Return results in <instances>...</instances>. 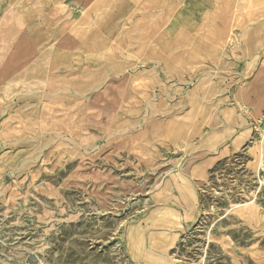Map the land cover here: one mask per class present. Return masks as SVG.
<instances>
[{"label":"rangeland","instance_id":"374dc122","mask_svg":"<svg viewBox=\"0 0 264 264\" xmlns=\"http://www.w3.org/2000/svg\"><path fill=\"white\" fill-rule=\"evenodd\" d=\"M262 98L264 0H0V264H264Z\"/></svg>","mask_w":264,"mask_h":264},{"label":"crops","instance_id":"0c3cea01","mask_svg":"<svg viewBox=\"0 0 264 264\" xmlns=\"http://www.w3.org/2000/svg\"><path fill=\"white\" fill-rule=\"evenodd\" d=\"M140 33L141 34L138 35V43L140 45L141 50L143 51V47H144L145 43L148 42V41H145L144 38H148L149 39L151 36L144 35L141 31H140ZM124 38L129 41V44L133 43V42H131V37L130 36L127 35ZM119 45H121V41H118V46ZM157 51H159V50L156 49V46H154V49H152L151 51H149V52H147L145 54L146 58H153V53H155ZM30 56H32V55H26V56L23 57V59H29ZM48 57L50 58V60L53 63L54 62L58 63V62H61V61H66L67 58H68V55L66 54V51L64 50V48H62V46L56 44L54 46H49L47 48V50L44 52V54L42 55V59L43 60L47 59ZM162 59H163V56H162Z\"/></svg>","mask_w":264,"mask_h":264},{"label":"bare ground","instance_id":"6f19581e","mask_svg":"<svg viewBox=\"0 0 264 264\" xmlns=\"http://www.w3.org/2000/svg\"><path fill=\"white\" fill-rule=\"evenodd\" d=\"M252 3H253V2H252ZM218 8H219V7H218ZM219 32H220V30L218 31V36H219L220 34H222V33H219ZM221 32H222V29H221ZM234 34H235V35H234ZM230 36H232V38H233L234 36L239 37V35H238L237 32H235V33H234V32H233V33L230 32L227 38H223V37L220 38V36L218 37V38H220V39L218 40L219 42L217 43V45H218V47H219L221 50L224 49V48L229 44V40L231 39V38H229ZM222 38H223V39H222ZM234 40H235V39H234ZM231 43H232V42H231ZM231 43H230V44H231ZM232 44H233V43H232ZM218 54H219V53H218ZM262 78H263V77H262ZM262 78H261V79H262ZM254 79H255V78H254ZM259 79H260V78H259ZM262 82H263V80H262ZM262 82H261V83H262ZM259 86H260V85H259ZM240 92H241V91H240ZM241 93H242V92H241ZM241 93H240V94H241ZM241 97H242V96H241ZM241 97H240V98H241ZM263 99H264V98H262V100H260V101H261V104H260L259 109H260V108L262 107V105H263ZM240 100H241V99H240ZM238 101H239V100H238ZM236 103H237V102H236ZM237 106H238V105H237ZM242 106H243V105H242ZM239 107H240V106H239ZM241 108H242V107H241ZM260 110H261V109H260ZM241 111H242V110H241ZM241 113H242V112H241ZM241 120H242V119H241ZM242 123H244L243 120H242ZM262 134L264 135V130H262ZM188 141H189V140H188ZM170 180H171V179H170ZM172 185H173V184H172ZM167 215H168V214H167ZM167 217H169V216H166L165 218H167ZM151 218H152V217H151ZM165 218H164V219H165ZM154 219H155V218H154ZM157 219H159V218H157ZM157 219H156V220H157Z\"/></svg>","mask_w":264,"mask_h":264}]
</instances>
